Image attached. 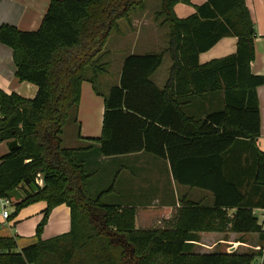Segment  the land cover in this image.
<instances>
[{
	"label": "trees",
	"instance_id": "obj_1",
	"mask_svg": "<svg viewBox=\"0 0 264 264\" xmlns=\"http://www.w3.org/2000/svg\"><path fill=\"white\" fill-rule=\"evenodd\" d=\"M179 3L188 0H161L154 19L169 29L167 49L124 60L120 84L104 97L101 135L89 141L99 144L103 158L144 152L167 160L173 180L210 192L212 206L181 200L168 225L141 231L135 229L134 208L104 202L112 187L87 194L93 173L78 150L61 146L60 136L79 105L81 84L88 81L97 92L98 77L107 72V38L120 19L130 23L132 13L144 10L145 0H50L37 30L0 26V44L12 50L17 80L37 88L33 99L0 90V142L17 143L0 159V198L13 190L24 196L13 202L8 221L29 205L46 204L37 242L17 251L15 238H0V264L254 263L252 253H192L200 232L258 233L264 240L252 213L264 207V153L256 151L252 191L242 193V185L224 173V156L233 144L254 143L260 132L255 90L264 77L250 73L254 27L244 0H206L185 19L173 11ZM226 36L237 38L235 54L199 65V55ZM164 53L172 66L158 89L150 77ZM217 91L224 94L221 111L202 121L183 114L180 98ZM37 173L40 188L34 185ZM250 193L258 197L255 204ZM62 204L70 209L71 230L41 240L51 210Z\"/></svg>",
	"mask_w": 264,
	"mask_h": 264
},
{
	"label": "crops",
	"instance_id": "obj_2",
	"mask_svg": "<svg viewBox=\"0 0 264 264\" xmlns=\"http://www.w3.org/2000/svg\"><path fill=\"white\" fill-rule=\"evenodd\" d=\"M50 0H0V26L11 25L20 31H35L41 24ZM206 0H188V3L176 4L173 8L178 19H185L195 12V8ZM252 21L254 38V58L250 62V73L264 77V0H244ZM161 0H145L142 11L130 15V23L120 19L117 30L107 38L103 51L104 62L108 63L107 72L98 77L97 92L90 82L81 84L80 100L77 109L71 112L69 121L60 136L61 146L76 149L78 159L85 169L93 173L85 190L90 196L112 190L104 197L109 203L135 210V229L151 230L163 228L175 217L180 201L186 200L205 206H212L213 196L206 190L178 185L172 178L167 160L139 152L111 158L100 156L99 144L89 139L101 135L104 97L112 87L120 84L122 65L131 55L157 54L167 49L169 29L161 25L162 19L155 21ZM118 42H128L127 47L119 48ZM237 38H221L212 48L198 57L199 65L232 56L236 52ZM124 49V50H122ZM172 61L164 53L161 65L150 77V81L163 89L169 78ZM0 90L6 94L15 93L26 99H33L37 88L27 82H19L15 76L12 50L0 44ZM259 105L260 132L254 143L238 140L224 156V173L227 179L242 185L241 192L252 191L254 162L256 151L264 153V85L255 90ZM183 114L194 121H202L207 115L224 108L223 91L207 93L202 96H183L179 99ZM8 142H0V159L10 150ZM101 171V177L93 184L95 175ZM146 186L136 187L137 179ZM100 182V184H98ZM139 185V184H138ZM245 185H248L246 188ZM174 190L176 193H174ZM247 197L251 204L258 201L256 195ZM7 198V197H6ZM12 202H17L11 199ZM46 208L45 202H38L21 209L11 221L0 222V238H15L17 251L37 242L36 228ZM264 208V207H263ZM252 210L254 217L256 210ZM14 212V207L11 214ZM234 210L228 211V216ZM2 221V220H1ZM71 230L70 209L62 204L53 208L43 227L40 239L48 240L68 233ZM264 235V231H262ZM193 244V254L226 253L257 255L253 264H263L264 240L258 233L239 234L227 230L224 233L200 232ZM258 253H260L258 255Z\"/></svg>",
	"mask_w": 264,
	"mask_h": 264
},
{
	"label": "built area",
	"instance_id": "obj_3",
	"mask_svg": "<svg viewBox=\"0 0 264 264\" xmlns=\"http://www.w3.org/2000/svg\"><path fill=\"white\" fill-rule=\"evenodd\" d=\"M34 185H36L39 188L43 186V180L40 173H37L35 175ZM12 209H13V202L11 199H8L6 197L0 198V220L6 221L10 217ZM256 211L259 213V216L256 215L257 224L261 227V230L264 231V208H260Z\"/></svg>",
	"mask_w": 264,
	"mask_h": 264
},
{
	"label": "rangeland",
	"instance_id": "obj_4",
	"mask_svg": "<svg viewBox=\"0 0 264 264\" xmlns=\"http://www.w3.org/2000/svg\"><path fill=\"white\" fill-rule=\"evenodd\" d=\"M132 14H133V13H132ZM119 43H120V44H119ZM118 44H119V48H122V47L125 48V47H127L128 42H125V44H124V43H121V42H118ZM122 50H124V49H122ZM95 86H96V89H97L98 84H95ZM100 177H101V171H98L97 176L95 175V177H94V181L92 180V182H93V184H95V186H96V184H97V182L95 183V181H97V179L100 178ZM137 178H138V177H135L133 180H136ZM136 182H137V183L134 182V184H135L136 187H139V188H144V187H145V189H146V186H147V185L142 184L140 179H137ZM98 184H100V182H99ZM138 184H139V185H138ZM172 191H174V190H172ZM174 193H176V192L174 191ZM104 202L106 203V202H110V201H109V199H104ZM256 215L259 216V213L256 212ZM256 219H257V218H256ZM258 219H259V218H258ZM0 222H3V221L0 220Z\"/></svg>",
	"mask_w": 264,
	"mask_h": 264
},
{
	"label": "water",
	"instance_id": "obj_5",
	"mask_svg": "<svg viewBox=\"0 0 264 264\" xmlns=\"http://www.w3.org/2000/svg\"><path fill=\"white\" fill-rule=\"evenodd\" d=\"M8 147L9 150L12 151L17 147V143L12 141L8 144ZM26 183L29 184V180H27ZM6 197L15 201H20L24 198L23 194L19 190H13L12 192L8 193Z\"/></svg>",
	"mask_w": 264,
	"mask_h": 264
}]
</instances>
